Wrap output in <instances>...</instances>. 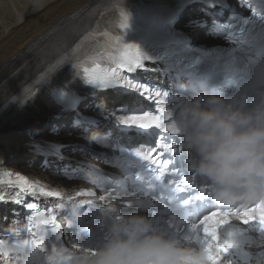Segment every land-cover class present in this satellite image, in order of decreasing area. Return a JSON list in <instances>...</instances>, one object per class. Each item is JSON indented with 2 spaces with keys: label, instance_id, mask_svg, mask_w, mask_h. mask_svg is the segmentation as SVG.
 I'll return each mask as SVG.
<instances>
[{
  "label": "snow or ice",
  "instance_id": "6c2138e0",
  "mask_svg": "<svg viewBox=\"0 0 264 264\" xmlns=\"http://www.w3.org/2000/svg\"><path fill=\"white\" fill-rule=\"evenodd\" d=\"M250 12L253 17L258 15L255 6L250 7ZM128 20V15L121 12L120 29L124 30L128 27ZM245 23L248 21L245 20ZM251 24V28L242 27L232 33L230 38L233 39L234 46L230 53H225L220 58L218 70L213 75L216 79L246 82L248 90L255 94L257 88L260 92H264V14H260L258 20L251 21ZM77 48L80 49L81 45H77ZM84 55L87 56V59L84 61L86 66L83 67V79L87 84L101 90L119 87L156 105L154 110H145L141 107L142 101L136 99L130 103V110L128 108L123 110L128 114L117 117L118 123L126 126L125 130L133 127L144 130L142 135L146 137L145 142L137 150H133L131 155L138 158L141 164L146 166V170L152 173L151 179L148 181L149 187L155 186L160 189L159 198L161 201L176 200L178 205L182 203L189 206L184 209H173L169 203H164L162 207L168 211L170 219L162 217L157 219L158 214L154 212L153 221L156 227L182 241L202 247L207 253L209 264H221L223 258H227L226 264H234L237 258L250 260L249 254L244 251L253 243L250 233H258L260 242L264 243V211L261 210V205L227 209L215 207L196 215L205 197L199 196L200 203L190 205L191 197L179 195L193 187L196 175L195 173L186 174L177 166L185 163V158L181 155L185 149L184 139L176 125L173 109L171 107L165 109L162 105L169 99L176 101L180 97L173 96L167 91L162 92L152 84L141 83L122 75V72L131 74L137 69H143V60L146 57H142L136 45L124 43L119 36L110 37L108 32L98 33V39L91 40V46ZM164 133L171 134L172 138L180 139H171L169 142V137L164 136ZM152 136L158 137L155 144L150 142ZM165 150L170 155L167 160L160 161L159 157L165 155ZM170 164L173 165V174L179 173L182 176L178 182L165 179L161 169L167 168ZM5 175L9 178L7 180L0 179V184H7L17 191L0 190V203H13L26 209L28 238L19 240L12 245H5L3 241H0V254L7 257L10 252L31 245L41 252H50V264H64V261L71 257L65 256L68 248L59 243L62 235L61 226L56 222L57 216L54 211L50 208L47 211L40 210L35 202H27L23 199L26 195L34 198L38 194L59 196V193L46 191L22 175H16L14 179L11 173H5ZM138 178L144 179L143 176ZM197 187L200 193L205 191V187ZM206 187L209 188V185ZM100 199L104 200L105 197L101 196ZM208 199L213 202L211 194ZM153 201H157V197L154 196ZM125 204L127 208H133L131 200L126 201ZM135 206L144 208L151 207V204L145 200H138L135 202ZM59 207L63 208L64 205ZM100 211L104 213L105 209H100ZM107 211L117 212L119 210L109 205ZM258 212L259 215H257ZM191 215H196L195 220L186 218ZM14 219L17 221L20 219L18 212L15 213ZM68 219L71 221L72 217L69 216ZM176 219L183 222L184 231H172L173 221ZM232 219L246 227L234 226L231 223ZM73 223H69L70 228ZM75 223H79V220ZM105 239L106 235L103 236V240L97 239V247L102 246ZM86 243L92 244L91 236L84 242L72 243L71 247L79 249ZM261 256L264 257V254Z\"/></svg>",
  "mask_w": 264,
  "mask_h": 264
},
{
  "label": "clouds",
  "instance_id": "9594fccd",
  "mask_svg": "<svg viewBox=\"0 0 264 264\" xmlns=\"http://www.w3.org/2000/svg\"><path fill=\"white\" fill-rule=\"evenodd\" d=\"M174 117L187 166L209 185L213 203L225 209L261 205L264 211V92L252 103L247 93L237 92L181 96ZM100 135L92 133L88 142L97 143ZM103 215L108 229L102 246L67 249L65 256L71 258L64 264H209L202 247L160 231L146 215L107 209ZM79 219L73 210L69 223ZM15 251L22 264H50V252L31 245Z\"/></svg>",
  "mask_w": 264,
  "mask_h": 264
},
{
  "label": "bare ground",
  "instance_id": "6f19581e",
  "mask_svg": "<svg viewBox=\"0 0 264 264\" xmlns=\"http://www.w3.org/2000/svg\"><path fill=\"white\" fill-rule=\"evenodd\" d=\"M100 1L0 0V33L2 34L0 35V102L10 95L7 96V87L12 84L15 75L29 64V59L32 58L30 68L37 69L39 65L37 60L44 58V55L40 54L44 47L53 40L68 35L73 24L87 12L94 11ZM226 2L229 8L234 7L231 0H226ZM192 19L195 17L187 20ZM197 33L195 32L194 35L197 36ZM72 38L69 36V40L72 41ZM199 43L216 44L208 38L202 39ZM108 99L105 98L102 101ZM118 101V99L114 100V102ZM84 114L87 113L84 112ZM56 123L63 125L67 124V121L62 118ZM43 129H37L36 132H43L40 138H49L46 131H42ZM54 140L63 144L72 143L71 138L65 135L58 136ZM26 159L29 160L28 162H35L34 156L24 153L21 162ZM14 164H16L15 161ZM20 169H26L25 165H22ZM30 174L45 178L49 183L65 189H73L75 186L74 183L65 182L60 178L48 177L35 168L30 171Z\"/></svg>",
  "mask_w": 264,
  "mask_h": 264
},
{
  "label": "rangeland",
  "instance_id": "374dc122",
  "mask_svg": "<svg viewBox=\"0 0 264 264\" xmlns=\"http://www.w3.org/2000/svg\"><path fill=\"white\" fill-rule=\"evenodd\" d=\"M0 35H2V34L0 33Z\"/></svg>",
  "mask_w": 264,
  "mask_h": 264
}]
</instances>
